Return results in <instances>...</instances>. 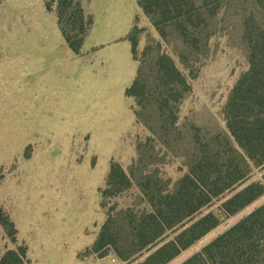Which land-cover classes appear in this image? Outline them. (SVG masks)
Returning a JSON list of instances; mask_svg holds the SVG:
<instances>
[{"label":"rangeland","instance_id":"rangeland-1","mask_svg":"<svg viewBox=\"0 0 264 264\" xmlns=\"http://www.w3.org/2000/svg\"><path fill=\"white\" fill-rule=\"evenodd\" d=\"M57 2L0 0V204L14 225L0 221V258L24 245L28 264H132L114 249L128 255L133 248L129 221L149 208L144 185L173 188L201 150L218 149V137L230 136L225 106L249 69L242 15L255 10L264 22V9L253 0L232 1L213 21L208 36L186 44L170 25L162 35L139 6L129 14L128 33L137 41L133 54L142 70L137 97L128 96L127 89L120 95L118 82L102 98L78 93L82 85L73 79L59 81L54 89L55 84L39 77L28 92L31 84L25 85L21 53L26 19L50 18ZM89 2L84 0L90 26L106 29L111 13ZM120 12L124 17L127 11ZM167 56L186 85L164 83L161 68ZM163 99L168 103L161 108ZM113 162L124 167L132 183L120 192L102 194ZM262 177L263 170L254 168L248 182ZM230 196L216 197L197 215H221ZM262 203L264 194L231 216L221 215L217 227L167 264H181ZM105 224L115 239L97 243Z\"/></svg>","mask_w":264,"mask_h":264},{"label":"trees","instance_id":"trees-1","mask_svg":"<svg viewBox=\"0 0 264 264\" xmlns=\"http://www.w3.org/2000/svg\"><path fill=\"white\" fill-rule=\"evenodd\" d=\"M232 1L237 0H139V5L162 35L170 25L186 44H195L204 33L210 34L213 21ZM253 1L259 9H264V0ZM56 11L66 42L79 53L91 18L85 14L80 0H58ZM243 14L249 69L238 79L225 106L230 136L218 137V149L201 150L173 188L151 190L150 185H144L149 208L129 221L133 248L128 250V255L114 249L123 260H132V264H167L217 227L221 215L231 216L264 194V22L259 21L255 10ZM128 38L136 55L135 36ZM165 58L167 62L161 68L164 83L168 87L186 85L174 61ZM141 74L138 67L134 82L126 90L128 96L140 94ZM167 103L168 99H163L161 106ZM254 168H261L263 177L248 182ZM131 183L124 167L113 162L102 194L120 192ZM227 192L231 196L222 203L221 215L214 212L197 215L213 199ZM0 221L8 227L14 226L1 204ZM11 234L16 235L14 228ZM115 236L105 224L97 243H111ZM28 263L24 245L8 249L0 258V264ZM181 264H264V203Z\"/></svg>","mask_w":264,"mask_h":264},{"label":"crops","instance_id":"crops-1","mask_svg":"<svg viewBox=\"0 0 264 264\" xmlns=\"http://www.w3.org/2000/svg\"><path fill=\"white\" fill-rule=\"evenodd\" d=\"M80 1L87 15L84 0ZM89 3L111 15L104 22L108 25L106 29L97 31L94 23L89 27L81 53H76L66 42L56 10V13H48L50 18L43 14L40 18L26 19L25 47L21 53L26 68L25 85L31 84L28 92L35 89L38 77L40 82L55 84L54 89H57L59 81L73 79L82 85L78 93L83 91L102 98L112 94L114 82L120 84V95L134 82L138 63L128 38L129 14L131 16V11L140 8L139 0H90ZM44 6L41 8L48 9L47 5L46 8ZM120 11H127L124 17Z\"/></svg>","mask_w":264,"mask_h":264},{"label":"built area","instance_id":"built-area-1","mask_svg":"<svg viewBox=\"0 0 264 264\" xmlns=\"http://www.w3.org/2000/svg\"><path fill=\"white\" fill-rule=\"evenodd\" d=\"M111 264H122V263H119L117 260H113Z\"/></svg>","mask_w":264,"mask_h":264}]
</instances>
